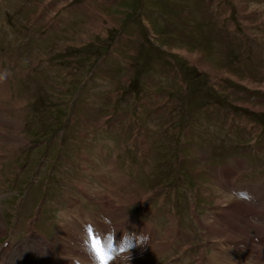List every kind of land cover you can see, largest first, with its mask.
I'll return each instance as SVG.
<instances>
[{"label":"rangeland","instance_id":"rangeland-1","mask_svg":"<svg viewBox=\"0 0 264 264\" xmlns=\"http://www.w3.org/2000/svg\"><path fill=\"white\" fill-rule=\"evenodd\" d=\"M76 1H81L88 6L91 14L85 15V17H77L75 13L68 15L65 18L69 24L68 28L61 27L57 32L50 33L44 39H35L38 41L35 51L39 50L32 54L35 58H32L31 55L26 56L24 52V67L19 68L26 73L36 71L32 78L33 84L16 85L10 89L12 91L10 98L8 84L4 83L6 86V91H3L4 96L9 93V99L2 103L3 107L9 109L5 114L7 125L5 124L0 130L3 134L1 139L6 141L1 146L5 153L17 152L22 148L26 150L29 144L45 139V136L50 132H59L66 126V105L76 87L81 83L87 64L94 61L104 50L111 48L112 38L120 31L123 34H120L121 37L118 38V42L112 50L127 63L129 62V65L114 66L105 58L99 72L108 77L109 81L100 85L88 86L86 92L84 91L81 95V97L91 99L95 106H99L100 120H109L113 114L110 109L113 107L117 108L118 106V113L126 114L127 111L137 109L139 104L140 112L137 115L140 125L142 124L143 129L147 126L149 128L148 131L139 130V133L142 137L144 134L146 135L144 137L147 139L148 148L150 145L157 147L158 143L153 142L151 138V132L156 130L153 126V122L156 120L150 114V109L145 110V106L141 103V92L143 90L149 92L165 90L175 94L180 89H177V86L169 88L164 83L151 85L144 79L139 80L138 78L143 73L157 78L156 72L162 69L165 64L171 67L169 58H175L180 62L183 71L189 78L188 92L191 113L198 115L207 104H213L223 109L226 117H228V110L235 111L236 120L240 115L242 119L248 120H257L261 117L263 120L256 122V125H253V130L255 133L264 134V116H259L264 115V0H210L218 8L220 19L223 23H228V29L233 31L231 37L225 38L218 45L216 44L219 50H214V43L205 39L200 32H197L196 36L180 28L181 25L193 28L187 19L193 17L189 0H132L125 6L114 7H104L91 0ZM143 1H146L150 8L157 9L165 17H168L167 27L162 26L158 21L149 19L145 14L136 18L135 13L138 11V7H142ZM13 2L14 18L16 23L21 26H26L33 21L40 11L39 5L46 4V0H13ZM51 10L48 16L53 12V19L59 9L57 7V9L52 8ZM131 16L135 18L137 26L126 23L127 18ZM41 19L43 21L39 25L44 30L42 23L46 17ZM136 32L139 34L138 36L135 35ZM120 38L123 42H119ZM31 52H33L32 49ZM36 61H54L57 64L69 65L71 69L64 74H50V71L45 67L39 69L34 67ZM137 79L140 87L137 94H132L131 83ZM132 97L137 98L135 103L131 102ZM123 99L128 102L126 106L119 102ZM16 100L22 102L20 113H15L16 109L11 111ZM159 103L161 104L162 101L158 100L156 105L158 106ZM156 105L152 107L154 108ZM141 112L146 118L140 115ZM172 121L173 119H171ZM194 124L195 122L188 121L186 126L193 128ZM30 125L32 127L35 125V130L33 128L30 130L28 127ZM84 127L86 126L84 125ZM209 127L210 132L216 138L213 144L217 147H228L236 143L247 145V142L251 140L249 136L245 135L243 129L240 132L231 133L227 137L220 132L216 124ZM75 129L73 127L71 130ZM14 133L19 139L22 138L17 141L16 146L13 139ZM84 133L87 134L88 131L84 130ZM204 138H207L206 134H204ZM15 147L16 149H14ZM168 151L170 149L167 148L165 152ZM184 154L188 158L183 165L186 171L185 182L194 190L195 200L197 198L200 203L207 205L217 203L223 196L226 201L222 204L237 200L231 199L228 191L223 192L220 187L222 183L217 185L210 179L209 174L211 175V173L209 171L208 173L204 168L206 162L201 160L196 151L189 148ZM160 165L162 162L156 158L149 164L150 168H158ZM91 169L97 171L98 165ZM166 175L169 178L163 184L169 185L173 177L171 172H167ZM155 180L151 183V187H154L152 190L160 187L164 178ZM149 184L143 186L141 190L150 192ZM135 193V197L139 198V192ZM243 213L244 211L242 215ZM244 218L250 221L245 215ZM224 222L227 226L229 224L232 226V216L229 221ZM250 222L252 223V221ZM250 226H255V224H250ZM233 237H238V234L233 233ZM211 240L215 241L214 238ZM248 243L250 242L247 241ZM250 245L252 244L250 243Z\"/></svg>","mask_w":264,"mask_h":264},{"label":"bare ground","instance_id":"bare-ground-1","mask_svg":"<svg viewBox=\"0 0 264 264\" xmlns=\"http://www.w3.org/2000/svg\"><path fill=\"white\" fill-rule=\"evenodd\" d=\"M5 82L0 83V108L3 107V101H5L6 99H9V93L7 95L4 96V92L6 91V86L4 84ZM17 101V100H16ZM15 101V102H16ZM20 101V100H18ZM16 102L13 103V108H11V111L16 109L15 113H20L21 112V105L22 102ZM9 111V109H7ZM7 111V112H8ZM5 114H3L2 116H0V130H2V127L7 123H6V119H5ZM16 118V117H15ZM17 121V120H16ZM17 123V122H16ZM19 128H20V124L18 123ZM17 127V126H15ZM17 127V129H19ZM3 136L2 131L0 132V156L2 154L5 153V151L2 149V145L4 142H6L5 140L1 139V137ZM13 139H14V145L17 143V141H20L21 139H19L16 134H13ZM13 143V142H12ZM13 145V144H12ZM16 146V145H15ZM5 147V146H4ZM8 148V147H7ZM9 149V148H8ZM13 149V148H12ZM16 149V147L14 148ZM11 150V149H10ZM1 160V157H0ZM222 185H220L221 189L223 190V192L228 191L227 189V181H223L221 182ZM221 195V194H220ZM224 196L222 198H220L221 200H219L216 204H222L225 203L223 199ZM231 199L235 200V198L231 197ZM231 211V212H230ZM244 211V203L242 201L236 200L233 201L232 206L229 207L228 213H230V217L232 216V226L229 224V226H227L225 224L224 221L221 220H215V219H205V226L207 227V234L209 236V238H214L215 241L216 240H223V239H228V240H233V233L234 234H239V230L242 227V225L244 223L248 224V225H253L254 223L245 220L244 218V213L242 215V212ZM0 227H2V224L0 222ZM258 228L262 229V231L264 232V227L263 226H258ZM248 248L247 250H242V248H235L233 249L231 252H233L232 255H234L233 257L236 258V262L233 261H229L226 259H218L216 264H246V262L248 261V264H251V253H250V249L251 246L250 243L247 244ZM78 248V249H77ZM75 248V252H79V258L82 259L83 261H89V260H94V255L93 253L86 247H77ZM150 259V258H147Z\"/></svg>","mask_w":264,"mask_h":264},{"label":"clouds","instance_id":"clouds-1","mask_svg":"<svg viewBox=\"0 0 264 264\" xmlns=\"http://www.w3.org/2000/svg\"><path fill=\"white\" fill-rule=\"evenodd\" d=\"M235 197L251 202L253 200V197L250 193L246 192V191H233L232 193ZM125 235H128L127 233ZM146 242V241H144ZM130 245H113L112 243H110L108 245V248L111 250V252L109 253V255L112 257L111 260H114L116 258L117 255L119 254H123L126 251L130 252L131 250ZM123 249V250H121ZM111 260L108 261V264H110ZM129 260V264H130V260H131V256L128 257Z\"/></svg>","mask_w":264,"mask_h":264},{"label":"snow or ice","instance_id":"snow-or-ice-1","mask_svg":"<svg viewBox=\"0 0 264 264\" xmlns=\"http://www.w3.org/2000/svg\"><path fill=\"white\" fill-rule=\"evenodd\" d=\"M88 232L91 235L92 228L89 226ZM91 248L95 252L97 259L99 260L100 264H108V261L111 260V256L107 254L99 245L98 240H93L91 243ZM123 250V249H121Z\"/></svg>","mask_w":264,"mask_h":264}]
</instances>
